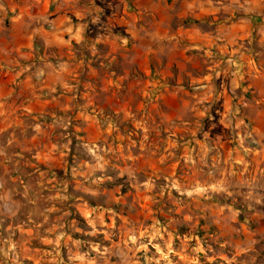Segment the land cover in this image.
I'll list each match as a JSON object with an SVG mask.
<instances>
[{
  "label": "rangeland",
  "instance_id": "rangeland-1",
  "mask_svg": "<svg viewBox=\"0 0 264 264\" xmlns=\"http://www.w3.org/2000/svg\"><path fill=\"white\" fill-rule=\"evenodd\" d=\"M0 264H264V0H0Z\"/></svg>",
  "mask_w": 264,
  "mask_h": 264
},
{
  "label": "crops",
  "instance_id": "crops-1",
  "mask_svg": "<svg viewBox=\"0 0 264 264\" xmlns=\"http://www.w3.org/2000/svg\"><path fill=\"white\" fill-rule=\"evenodd\" d=\"M16 27L21 29V34H24L25 40L28 39L29 33L31 32L32 26L28 21V10L27 5H19V11L17 12V17L15 18ZM32 40V36L30 38ZM29 39V43L32 41ZM26 43V41L24 42Z\"/></svg>",
  "mask_w": 264,
  "mask_h": 264
}]
</instances>
